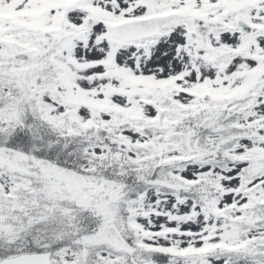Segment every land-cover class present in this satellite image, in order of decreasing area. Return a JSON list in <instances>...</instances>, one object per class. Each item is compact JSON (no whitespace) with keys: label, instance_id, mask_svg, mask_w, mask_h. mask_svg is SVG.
<instances>
[{"label":"snow or ice","instance_id":"obj_1","mask_svg":"<svg viewBox=\"0 0 264 264\" xmlns=\"http://www.w3.org/2000/svg\"><path fill=\"white\" fill-rule=\"evenodd\" d=\"M0 264H264V0H0Z\"/></svg>","mask_w":264,"mask_h":264}]
</instances>
